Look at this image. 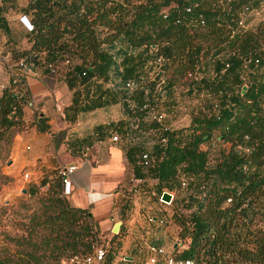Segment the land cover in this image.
Segmentation results:
<instances>
[{
  "label": "trees",
  "instance_id": "obj_1",
  "mask_svg": "<svg viewBox=\"0 0 264 264\" xmlns=\"http://www.w3.org/2000/svg\"><path fill=\"white\" fill-rule=\"evenodd\" d=\"M17 7L16 0L0 4L5 50L24 60L26 69L59 72L65 65L68 87H77L65 109L68 121L104 109L109 99L120 100L127 115L68 142L83 150L116 131L118 143L129 142L121 148L131 183L153 179L157 199L174 192L172 203L180 200L190 212L179 217L180 236L190 242L180 253L173 244L170 255L194 264H264V20L250 26L264 0H35L26 10L34 26L31 50L18 47L6 17ZM41 44L50 46L43 61L33 52ZM221 55L229 56L224 80L229 83L234 73L238 85L228 84L216 104L193 114L188 127L161 132L151 110L159 108L165 94L199 89L208 62ZM217 68L225 69L224 61H217ZM78 77L84 78L79 87ZM32 104L22 77H13L0 92V154L28 127ZM148 127L158 133L151 151L132 143ZM38 131L48 130L38 126ZM60 139L56 136V146ZM145 153L153 159L148 168L141 165ZM10 181L1 176L0 189ZM126 191L121 220L133 199V189ZM27 195L31 204L24 208L31 213L21 234L5 236L12 252L0 264H70L92 254L98 242L94 217L65 195L59 170L30 183ZM119 247V242L107 247L102 264H113Z\"/></svg>",
  "mask_w": 264,
  "mask_h": 264
},
{
  "label": "crops",
  "instance_id": "obj_2",
  "mask_svg": "<svg viewBox=\"0 0 264 264\" xmlns=\"http://www.w3.org/2000/svg\"><path fill=\"white\" fill-rule=\"evenodd\" d=\"M2 35L0 32V43L4 40ZM2 52L5 53L0 48V92L9 86L14 77L5 67V61L10 58L3 56ZM44 69L45 67L37 70L28 68L21 71L22 78L33 94L32 107L41 112L39 116H35L33 122L28 121L29 125L26 130L17 132L14 138L11 148L13 161L8 164L7 172L12 182L5 189V194H8L7 202L10 204L14 200L16 203L18 193L27 192L26 188L30 183H38L62 167L77 166V172L70 177L72 192L68 198L74 206L91 210L95 230L99 236H103L111 229L114 222L118 223L121 220L120 211L123 198L121 188L126 181L128 170L125 154L121 147L118 149L110 147V144H118L112 141V137L83 150H80L77 144L72 146L68 142L69 139H82L96 126L108 125L111 121L108 114L104 113L106 108L96 112L97 114L103 113L105 116L96 120L91 129L84 130L78 121L70 122L66 116L65 121L58 118L55 111H52L55 101L54 94L57 91H63L67 85L58 90L60 80L58 77L56 88L51 91L43 82L42 77L49 76L54 70L45 72ZM51 78L55 77L52 75ZM70 104L71 101L68 105ZM38 126L50 129L41 133L38 131ZM52 128H57L58 132L50 131ZM56 133L62 136L58 146L55 143ZM25 174L29 175V179L24 177ZM120 222L123 223L122 234L119 237L112 235L113 244L117 242L121 244L115 252L113 264H152L150 260L154 255L150 252L149 246L155 245V236L146 231L147 225L143 215L139 210L131 217L127 213L126 218ZM163 237L158 236L156 239L162 238L164 241ZM175 241L174 246L177 248L176 243L179 240ZM186 246H183V250L187 248ZM180 252L181 250L178 251ZM158 264H165L163 257L158 259Z\"/></svg>",
  "mask_w": 264,
  "mask_h": 264
},
{
  "label": "rangeland",
  "instance_id": "obj_3",
  "mask_svg": "<svg viewBox=\"0 0 264 264\" xmlns=\"http://www.w3.org/2000/svg\"><path fill=\"white\" fill-rule=\"evenodd\" d=\"M1 2V0H0ZM35 0H16L17 3V10H10L6 17L10 23V27L13 32V37L18 44L20 49H29L31 50L32 44L30 43V34L31 31L23 25L21 22V18L26 14V10L28 9L29 4H33ZM27 17L31 20V17L27 15ZM264 20V8L260 10L259 13H256L255 16L252 18L250 26L256 27L261 21ZM4 40L0 43L1 50H4L5 53L2 52L3 56H9L8 58L15 60L14 57L11 55H7L5 49H7V37L2 35ZM50 46H46L45 44L39 45L37 48L33 50V52L40 55L42 61L44 60V55L48 51ZM6 54V55H5ZM229 56H219L213 57L208 62L207 67H205L203 71L204 82L200 86L199 89L195 90L194 92H174L171 95L165 94L161 103H159V109H164L167 111L168 118L166 120V124L170 128H185L188 127L192 121L193 114L197 113L198 110H203L208 104H216L219 97L222 95V92H225V88L228 84H235L233 86H237V81L235 80V75L230 77V80H224L223 75H225L227 67V60ZM217 61H224L225 69L221 72L218 71L217 68ZM229 65V64H228ZM57 71V70H56ZM66 72L67 69L65 65H62L59 72H57V76L60 77L59 80V89L60 90L64 85H67L66 82ZM242 74V78H247L248 74L245 71L240 72ZM79 79V86H81L82 81L84 78L78 77ZM106 88L111 89L112 83H107ZM74 88L71 90L68 85L63 91H57L54 94L55 101L54 106L52 107V111H55L56 116L61 118L65 121V109L66 105H68L71 101ZM121 101H114L109 99V102L105 105V112L108 114L109 120L113 121L115 124L121 119L126 118L127 115L124 112L123 105H121ZM215 110L218 108L215 107ZM41 110L33 109L31 106L27 110V119L29 122H33L35 116H39ZM36 114V115H35ZM105 116L103 113H87L84 115H80L77 121L80 123V126L86 130L91 129L95 125L96 120H100ZM50 128H47L49 130ZM26 130V129H25ZM24 131V130H23ZM54 132H58L57 128H52ZM156 128L148 127L146 130H143L139 136L135 138V142L133 144H141L144 147V150L151 151V148L154 144L158 141V133H156ZM113 134H117L116 131ZM118 135V134H117ZM56 136H60L59 133H56ZM119 136V135H118ZM120 137V136H119ZM123 145H129V142H124L120 139V143L118 144H110V147L113 149H118V147H122ZM12 148V146H11ZM11 148L6 149L4 152L0 154V177L5 176L9 177L7 174L8 167L13 159L11 156ZM11 178V177H9ZM133 178L132 172L128 169L126 172V181L121 188V192H123V196L127 195V187H131L134 191L132 194V201L129 206L128 213L130 217L135 214L137 210L143 215V218L146 223V231L150 233V235L155 236L154 243H159L164 247L166 252L170 254L173 252V244L176 242L175 240L178 239V249L183 251V246L190 242L189 238L183 239L180 236V232H182L183 228L180 225V216H188L190 214L189 211L184 210L182 208V204L180 200L174 202L172 204H166L162 201V198H158V193L155 189V180L148 179L146 184L144 185H137L136 183L132 182L131 179ZM12 182L11 181L1 187L0 189V259L7 255L8 252H12L11 246L8 242L5 241L6 235H16L21 234L23 232L22 224L27 221V216L31 213V210H27L24 208V204H31L29 200V196L27 192H19L17 198L9 204L7 202L8 194H5V189L7 186ZM27 189V188H26ZM27 191V190H26ZM167 192V191H166ZM169 193V192H168ZM174 196V200L177 198L176 193L171 192ZM150 218H157L159 220H163L164 224L160 225L151 223L149 221ZM121 219V218H120ZM121 221V220H120ZM118 221V222H120ZM116 222L112 225L111 229L103 236H97L98 242L97 244L100 246L110 247L114 245V239L112 240L113 233V226ZM158 236H164V241L162 238H158ZM163 242H162V241ZM161 242V243H160ZM116 246V244H115ZM161 256H158V259Z\"/></svg>",
  "mask_w": 264,
  "mask_h": 264
},
{
  "label": "built area",
  "instance_id": "obj_4",
  "mask_svg": "<svg viewBox=\"0 0 264 264\" xmlns=\"http://www.w3.org/2000/svg\"><path fill=\"white\" fill-rule=\"evenodd\" d=\"M190 11V10H188ZM248 12V9H245L244 13L242 14L243 18L240 22V26L244 27L245 26V20L247 19L245 13ZM168 15H165V18H167ZM21 22L23 23L24 26H26L30 31L34 30V26L31 23L30 19L27 16H23L21 18ZM5 67L6 69L15 77V78H20L22 77L21 75V71L26 69V64L24 60H12V59H8L5 61ZM229 67V66H227ZM52 75L55 78H51ZM87 73H83L82 77L86 76ZM43 78V82L46 84V86L53 91L56 88L57 85V72L54 70L50 73L49 76H45L42 77ZM128 87L133 88V84H128ZM216 108H218V105H216ZM150 118L153 121H156L160 124V131L161 132H167L170 130V127L166 124V120L168 118V114L167 111L164 109H153L150 112ZM163 142H166L167 139L163 138L162 139ZM112 141L114 143H118L119 142V137L118 135H115L112 138ZM153 159L152 157L148 154L145 153L143 154L142 158H141V165L145 168H148L151 163H152ZM78 170L77 166H69V167H62L59 169L60 174L64 177V193L65 195L69 196L72 192L71 190V179L70 177L75 174ZM24 177L26 179H29V175L25 174ZM143 183L142 180H136V184L137 185H141ZM149 221H151V223H155V224H164L163 220H159V219H154V218H150ZM107 247L105 246H100L98 244L95 245L94 250L92 252V254H90L89 256L85 257L84 259H80V258H73L69 261L70 264H76V263H82V264H102L106 258L107 255ZM149 250L150 252L154 255L153 258H151L150 262L152 264H158V256H161L164 258L165 264H194V262L192 260H178L175 257L171 256L170 254H168L166 252V250L162 247H158L156 245H150L149 246Z\"/></svg>",
  "mask_w": 264,
  "mask_h": 264
},
{
  "label": "water",
  "instance_id": "obj_5",
  "mask_svg": "<svg viewBox=\"0 0 264 264\" xmlns=\"http://www.w3.org/2000/svg\"><path fill=\"white\" fill-rule=\"evenodd\" d=\"M244 90H247V87H244ZM162 201L166 204H172L174 201V196L171 193L165 192L162 196ZM122 222H118L113 227V233L115 235H118L121 232L122 229Z\"/></svg>",
  "mask_w": 264,
  "mask_h": 264
}]
</instances>
